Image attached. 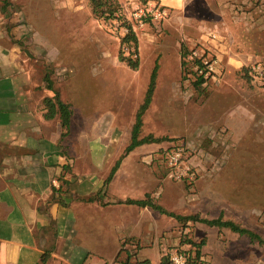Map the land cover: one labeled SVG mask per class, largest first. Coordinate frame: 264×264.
<instances>
[{"label": "rangeland", "instance_id": "rangeland-1", "mask_svg": "<svg viewBox=\"0 0 264 264\" xmlns=\"http://www.w3.org/2000/svg\"><path fill=\"white\" fill-rule=\"evenodd\" d=\"M118 1L121 5L129 3ZM4 3L8 5L6 12L16 15L18 37L25 56L28 52L29 60L36 63L39 84L46 86L45 77L50 76L62 100L71 106L75 124L68 141L75 142V147L76 120L79 108H83L79 103L90 102L94 108L114 111L125 129L135 122L158 61L156 89L144 115L140 138L152 135L166 141L146 144L132 154L138 160L133 165L138 183L148 180L157 188L168 186V206L176 208L174 212L164 207L169 212L209 219L207 209H223L226 219L264 238V79L257 81L251 74L255 64L264 68V0L231 2L230 30L223 25V41L230 46L229 52L223 53L224 72L218 84L207 86L196 85L185 62L189 49L164 24H148L137 32L138 57L133 61L138 60L139 66L132 70L119 60L121 52L128 56L121 44L127 25L118 19L97 18L90 0H0V7ZM223 123L229 125L231 135L223 132ZM129 131L119 134L116 153L130 143ZM182 142L197 153L198 161L204 160L206 174L225 176L222 183L217 182V193L223 197L216 203L207 200L213 190L205 182H201V189L175 182L157 159L164 150ZM198 224H182L180 243L166 253L174 248L195 249L192 242L204 241L202 254L209 264H264V245L229 229L223 232ZM157 242L148 250L152 264H159L164 253ZM113 244L99 238L97 250L104 251L108 264H121L119 256L108 258ZM105 262L94 259L91 264Z\"/></svg>", "mask_w": 264, "mask_h": 264}, {"label": "crops", "instance_id": "crops-1", "mask_svg": "<svg viewBox=\"0 0 264 264\" xmlns=\"http://www.w3.org/2000/svg\"><path fill=\"white\" fill-rule=\"evenodd\" d=\"M128 1L122 4L124 12L143 0ZM157 1L170 8L171 18L163 23L164 27L180 38L184 47L212 45L222 58L224 52H229V44L223 41V25L230 30L228 17L233 0ZM15 17L0 7V264H38L44 251L53 245L48 264H91L94 259L105 262L104 251L97 250L99 238L114 242L108 258L119 256L121 264H152L148 250L157 240L164 251L161 264L166 250L180 243L183 227L176 219L149 207L125 203L150 196L155 203L176 212L168 206V186L157 188L148 180L138 183L133 170L138 160L132 154L142 146L122 159L108 180L129 145L126 142L116 153L119 134L127 133L128 128L131 131L133 122L124 129L114 111L94 108L90 102L81 104L78 99L83 108H79L76 120V147L75 142L68 141L70 137L63 138L60 115L45 117L43 101L54 94L45 84H39L36 63L24 54ZM214 29L223 34L220 42L208 38ZM73 117L72 111L69 136L74 131ZM224 125L223 132L228 136L229 125ZM203 162L195 159L199 176L193 185L198 189L201 182L209 185L213 193L207 200L216 203L223 197L217 193V182L225 176L206 174L208 166ZM63 180L67 184L60 193ZM54 181H58L59 188ZM208 212L209 219L222 215L228 220L223 209ZM190 225L199 224L188 222ZM48 227L56 229L55 242Z\"/></svg>", "mask_w": 264, "mask_h": 264}, {"label": "trees", "instance_id": "trees-1", "mask_svg": "<svg viewBox=\"0 0 264 264\" xmlns=\"http://www.w3.org/2000/svg\"><path fill=\"white\" fill-rule=\"evenodd\" d=\"M145 0H143L144 2ZM91 8L93 14L99 18V19H118L120 20L123 24L127 25L126 28L130 29L129 33H127L121 40L122 45H130L134 46V49H138V38L136 35L132 32L130 24L126 21V14L123 11L122 5L119 3L118 0H90ZM8 8V5L6 3L3 4L1 7V10L3 12H6ZM119 60L121 62H124L127 64L128 67H130L132 70H137L139 66L138 60L133 61L131 56H124L123 53H120ZM158 70H159V64L158 61L155 62L154 68L152 70L151 76H150V82L148 85V89L146 91V95L144 98L143 103L139 107L137 113H136V118L135 122L133 125L132 133H131V140L129 145L126 147L124 153L122 154L121 158L118 160L117 164L115 167L112 169L111 174L108 178V180L112 179L116 171L118 170L122 159H124L126 156H128L131 152H133L136 148L146 145V144H161L166 141V138H155L152 135H148L144 138H140V133L141 129L143 127V119L144 115L149 109L152 101H153V96L154 92L156 89V81L158 77ZM45 82H46V89L50 90L53 92L54 96L52 98H45L43 101V104L45 108L47 109V113L45 117L47 119H53L57 115H60L61 122H62V127L64 129L63 132V138L67 137L70 134V126H71V120H72V109L70 104L65 103L62 100L61 94L59 91H57L54 87V82L50 79V76L45 77ZM196 85H202V82H196ZM63 186L60 188V193L62 192V188L67 184V181H62ZM128 205H135L140 208H146L149 207L155 211L160 212L163 215L172 217L176 219L178 222L182 224H186L188 222L192 223H200L204 224L210 227H217L219 229H229L232 233L238 234L241 237H247L250 239L251 242H257L260 245H264V238L257 232L248 229L246 227H243L237 222L231 221V220H225L223 216L219 217L218 219H207V218H202L200 215H188V216H183V215H177L172 212L167 211L164 207L161 205L155 203L152 201L150 196H147L144 200H127L125 202ZM48 232H51L53 237H54V242L56 239V229L54 227H48L46 229ZM194 244L196 247L194 249V252L196 253V260L194 261L193 264H198L197 260L200 259L202 254V248L205 244L204 241H201L199 244L196 243H191ZM55 245L52 246V248L47 249L44 251L41 261L38 264H48L49 261L52 258V251L54 249ZM167 260L165 256L162 258L161 264H166Z\"/></svg>", "mask_w": 264, "mask_h": 264}, {"label": "built area", "instance_id": "built-area-1", "mask_svg": "<svg viewBox=\"0 0 264 264\" xmlns=\"http://www.w3.org/2000/svg\"><path fill=\"white\" fill-rule=\"evenodd\" d=\"M252 2L253 0H244ZM126 14V21L130 24L132 32L136 35L139 30H144L148 24H163L171 18V10L157 0H146L130 7ZM126 13V12H124ZM130 29H126L129 33ZM210 42H220L223 37L215 31L209 32ZM128 56L137 58L134 46L125 45ZM135 50V51H134ZM186 65L197 82L202 85L218 84L224 72V63L219 50L212 45H195L189 49L185 57ZM251 74L257 81L264 79L262 64L252 66ZM186 142L178 143L162 152L157 159L165 166L173 181L193 185L199 176L198 166L195 163L197 153ZM59 188L58 181L53 182ZM185 235L187 233L185 232ZM166 264H193L196 260L194 249L174 248L166 253ZM195 259V260H194ZM198 264H209L204 256L197 260Z\"/></svg>", "mask_w": 264, "mask_h": 264}, {"label": "water", "instance_id": "water-1", "mask_svg": "<svg viewBox=\"0 0 264 264\" xmlns=\"http://www.w3.org/2000/svg\"><path fill=\"white\" fill-rule=\"evenodd\" d=\"M26 54H27L29 57H31V55H30L28 52H26Z\"/></svg>", "mask_w": 264, "mask_h": 264}]
</instances>
